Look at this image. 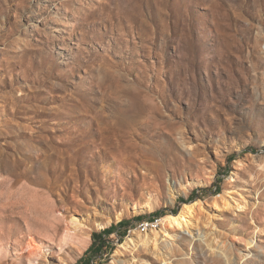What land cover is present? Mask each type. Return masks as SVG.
Masks as SVG:
<instances>
[{"label": "rangeland", "instance_id": "1", "mask_svg": "<svg viewBox=\"0 0 264 264\" xmlns=\"http://www.w3.org/2000/svg\"><path fill=\"white\" fill-rule=\"evenodd\" d=\"M121 222L101 264H264V0H0V264H77Z\"/></svg>", "mask_w": 264, "mask_h": 264}, {"label": "bare ground", "instance_id": "2", "mask_svg": "<svg viewBox=\"0 0 264 264\" xmlns=\"http://www.w3.org/2000/svg\"><path fill=\"white\" fill-rule=\"evenodd\" d=\"M226 196L227 195H221L219 197L213 198L211 201V205L215 208H218V207L227 208L229 205V202ZM157 206H158L157 201L152 196H147L142 209L153 211L157 208ZM203 212H205V209H204V203L202 201H196L188 205H183L182 209L176 215H166L157 222L158 226L159 227L161 226L160 231L151 230L146 233H144L145 231H143V233L137 232L136 239L127 240L122 247L124 246L126 247L130 244L132 245L141 244V246L144 248L156 249V242L158 241V237L160 236V234L165 235V237H169L171 232L175 233L176 231H181L184 229L192 228L193 218L198 214H202ZM98 218H99V221L96 222V227L99 229H102V228L107 227L111 223L120 221L123 218V214L118 213L114 216L100 214ZM69 224H70V229H68V234L65 237H63L59 243V249H58L59 251H61L63 248L69 245V238H71V235L78 238L79 243L81 245H85L87 242L86 241L87 240L86 238H88L87 233L85 234L86 237L84 238L82 236L83 233L81 232L82 229L86 227H84L83 224L78 219H75V218H72ZM151 227L155 228V225L153 224L151 225ZM72 230L74 233L71 234ZM29 247L31 246L29 245ZM32 248H29V249L31 250ZM29 249H27V251H29ZM78 249L80 250V248ZM35 251H36V254H34L32 258L27 260V264H39L38 260H39V257L41 256V250L36 249ZM33 252L34 250L31 252V254Z\"/></svg>", "mask_w": 264, "mask_h": 264}, {"label": "trees", "instance_id": "3", "mask_svg": "<svg viewBox=\"0 0 264 264\" xmlns=\"http://www.w3.org/2000/svg\"><path fill=\"white\" fill-rule=\"evenodd\" d=\"M202 196L207 195L209 192L208 190H200L199 191ZM198 196H194L191 200H194ZM165 215H169L167 212H162L154 215H150L145 219L135 220L134 223H141L144 222H154L155 220L162 218ZM176 215V214H175ZM130 224L129 226H127ZM131 225L133 223L130 222H121L117 225V227H113L111 230L104 231L100 234H94L92 237V244L84 258H82L77 264H101L109 255L112 253L114 246L113 242L109 240V236L113 234L115 231L119 234L120 240L119 243L122 242V239L126 236L128 230H130ZM106 256V258H104Z\"/></svg>", "mask_w": 264, "mask_h": 264}, {"label": "built area", "instance_id": "4", "mask_svg": "<svg viewBox=\"0 0 264 264\" xmlns=\"http://www.w3.org/2000/svg\"><path fill=\"white\" fill-rule=\"evenodd\" d=\"M160 219H161V218L155 220V221L152 222V223H150V222H144V223H141L140 225H144V227L147 226V225H153V224H156V223L158 222V220H160ZM146 228H147V227H146ZM146 228H144V229H146Z\"/></svg>", "mask_w": 264, "mask_h": 264}]
</instances>
